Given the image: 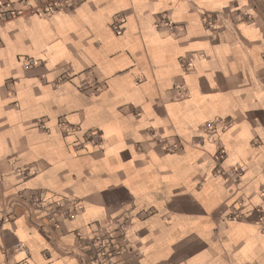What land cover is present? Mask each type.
<instances>
[{"label": "crops", "instance_id": "1", "mask_svg": "<svg viewBox=\"0 0 264 264\" xmlns=\"http://www.w3.org/2000/svg\"><path fill=\"white\" fill-rule=\"evenodd\" d=\"M221 148L238 185L215 175ZM262 216L264 0H73L0 23V264H81L98 229L123 264H264Z\"/></svg>", "mask_w": 264, "mask_h": 264}, {"label": "built area", "instance_id": "2", "mask_svg": "<svg viewBox=\"0 0 264 264\" xmlns=\"http://www.w3.org/2000/svg\"><path fill=\"white\" fill-rule=\"evenodd\" d=\"M73 0H42L38 4H32L30 0H21L20 6H15L12 2L7 0H0V23H6L8 21L23 17L27 14L35 15H50L54 14L65 7L70 6ZM118 32L122 31V26L117 25ZM36 65V61L30 59L26 67H33ZM184 66L189 69L191 63L186 62ZM217 121H209L203 125L201 132L205 135H210L216 132ZM75 128L71 126L66 127V131H74ZM203 138V136H201ZM226 153L224 149H219L215 155V161L217 167L215 169V175L222 177L224 181L238 185L243 175L241 167H235L230 170H225L222 167V163L225 159ZM31 204L35 210H45L49 216L59 215L61 211L65 214L67 211L68 216L73 217L77 211L76 207L71 206L70 203H62L58 201L51 206L46 199L42 197H34L30 199ZM245 213L236 207H232V211L229 215L230 220H244ZM53 227L59 225L60 221H49ZM260 222L264 225V216L260 218ZM80 246L76 252V256L80 259L81 264H123L121 257L125 254L127 248L124 244L122 236L118 235L115 230L98 229L90 237H79Z\"/></svg>", "mask_w": 264, "mask_h": 264}]
</instances>
